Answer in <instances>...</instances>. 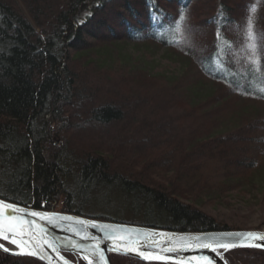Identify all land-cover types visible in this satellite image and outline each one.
<instances>
[{
	"label": "trees",
	"instance_id": "16d2710c",
	"mask_svg": "<svg viewBox=\"0 0 264 264\" xmlns=\"http://www.w3.org/2000/svg\"><path fill=\"white\" fill-rule=\"evenodd\" d=\"M155 49L186 62L181 71L155 72ZM127 122L147 136L142 151L127 150L136 138L112 143ZM137 161L175 170L173 184L137 173ZM185 175L212 200L242 183L264 191V0H0V196L123 221L85 211L102 188L119 189L141 224L232 228L180 198ZM224 256L264 264L260 248ZM0 264L46 263L0 250Z\"/></svg>",
	"mask_w": 264,
	"mask_h": 264
},
{
	"label": "water",
	"instance_id": "95a60500",
	"mask_svg": "<svg viewBox=\"0 0 264 264\" xmlns=\"http://www.w3.org/2000/svg\"><path fill=\"white\" fill-rule=\"evenodd\" d=\"M0 201L24 209L23 219L30 224L31 235L24 239L29 243L23 248L0 240L14 255H29L46 264H114L112 253L129 255L146 262H175L179 264H203L205 259L212 264H229L225 253L236 247L264 249V240L248 241L243 234L257 233L264 236V229H204L181 230L154 224H141L122 220L105 219L76 212L48 210L34 207L0 196ZM36 212L41 215L32 216ZM241 235H235V234ZM32 236L35 239H32ZM234 244L225 250L219 244ZM249 243L260 246H248ZM210 244L216 248H206ZM127 249V251L125 250ZM34 251L36 254H29ZM73 253V259L66 254ZM143 252L150 257L145 259Z\"/></svg>",
	"mask_w": 264,
	"mask_h": 264
},
{
	"label": "rangeland",
	"instance_id": "374dc122",
	"mask_svg": "<svg viewBox=\"0 0 264 264\" xmlns=\"http://www.w3.org/2000/svg\"><path fill=\"white\" fill-rule=\"evenodd\" d=\"M132 47L130 46L129 48L134 50V47ZM151 51H146V55L149 59L154 60L156 64V68H154L155 72L173 75L174 73H179L181 71L180 68L186 63H183L180 58L172 59L170 56H167L164 54L165 49L156 50L154 53ZM127 121L131 122L130 120ZM128 122L123 129L117 126L115 128L114 126L112 134L110 132V135L113 137L112 143L118 142L120 139L123 140L126 137V140L136 138L138 141H131V146L127 150L128 152L133 151V144L135 143L134 149L138 151L140 147V151H142L143 147L137 143L140 141L138 137L144 134L143 132L141 133V130L137 126L131 125V123L128 124ZM143 138H147V136L144 135ZM135 165L137 168L134 171H137V173L141 172L146 178L152 180L153 183L164 187L173 184L172 179L176 175L175 170L161 171L148 167L145 170V163L140 161H137ZM186 176L182 178L184 180L182 186L183 192L179 194L183 201L189 202L214 215L219 221L229 224L234 229H264V191L263 189L261 190L260 186L262 183L260 185L257 182L255 184H252V182L242 183L236 188L227 189L218 198L212 200V195H207V197L202 195L199 187L187 189L185 182H188L185 179L191 178H187ZM211 190L213 191V189ZM213 193L215 192L213 191ZM131 203L130 199L119 189L102 188L94 194L92 204L87 205L85 211L92 215L107 217H111L112 213H116L120 214L118 215L120 218H124L123 221L144 222L142 217H139L132 209L128 208Z\"/></svg>",
	"mask_w": 264,
	"mask_h": 264
},
{
	"label": "snow or ice",
	"instance_id": "6c2138e0",
	"mask_svg": "<svg viewBox=\"0 0 264 264\" xmlns=\"http://www.w3.org/2000/svg\"><path fill=\"white\" fill-rule=\"evenodd\" d=\"M252 11L254 12L255 9L253 8ZM181 20H183V15H181ZM250 30H249V37L252 38L251 33V18L248 21ZM219 35V34H218ZM13 213H24V209L19 208L18 206H15L13 204L6 203L4 201H0V240H6L9 241L11 244L17 245V247L23 248V246L27 245L29 241L24 239L25 235H31L30 233V224H27V230H26V222L23 219V215L15 216L12 215ZM32 216H39L41 214L32 212L30 213ZM235 235H241L239 233ZM245 239L248 241H255V240H264V236H261L257 233H247L243 234ZM32 239H35L34 236H32ZM206 248H212V251H216L215 247H212L210 244H204L202 245ZM234 244H224L221 243L218 245V247L223 248L225 250L229 249L230 247H234ZM248 246H260V245H254L252 243H249ZM0 250L3 251H9L8 248H6L3 244H0ZM127 251V249H125ZM29 254L35 255L36 253L34 251H30ZM142 257L145 259H159L160 257H150L145 255L143 252L140 253ZM91 264V262H90ZM203 264H212L211 260L205 259L203 261Z\"/></svg>",
	"mask_w": 264,
	"mask_h": 264
}]
</instances>
